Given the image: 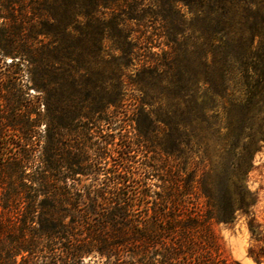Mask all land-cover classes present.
<instances>
[{"label": "trees", "instance_id": "1", "mask_svg": "<svg viewBox=\"0 0 264 264\" xmlns=\"http://www.w3.org/2000/svg\"><path fill=\"white\" fill-rule=\"evenodd\" d=\"M59 1L62 42L0 28V264H240L215 229L238 215L264 262V0Z\"/></svg>", "mask_w": 264, "mask_h": 264}, {"label": "rangeland", "instance_id": "2", "mask_svg": "<svg viewBox=\"0 0 264 264\" xmlns=\"http://www.w3.org/2000/svg\"><path fill=\"white\" fill-rule=\"evenodd\" d=\"M40 2L41 0H37L36 3L39 4ZM38 4L35 5V7H38L36 10H32L30 5L26 8V5H24L22 1H18L14 9L6 6L3 7L0 4V28H2L1 26H3L6 22H9L11 19H15L16 21L17 16L25 14L23 26H25L26 33L23 35L24 38L33 41H42L44 43L52 41L53 39L60 42L64 41L67 38V34L65 33V24L69 21L65 6H63L61 1L55 4V8L52 9L55 14V22L53 23L51 19H48L43 14L42 10H39L42 6ZM11 14L14 15L12 18ZM79 20L80 19L73 20L72 24L78 26ZM17 21V23H19L18 19ZM2 58L6 61H10L12 59L9 55H4ZM23 79L24 89L31 95H35L37 91L31 85L32 83L27 79L25 72L23 73ZM119 119L122 127H127V129L130 128L126 125L128 124L126 123V117L119 116ZM117 130L118 128L114 131L116 132ZM124 130L125 129L122 131ZM107 131H110V129H107ZM150 155L151 153L148 154V157H150ZM157 163H159V165L161 164L162 170H160L158 176L155 175V177L152 178L151 182L156 185H161L162 182L159 180L160 177H162V179L168 178L170 180V175L173 173L176 174V161H173L172 159H165L162 156L160 161H157ZM254 165L255 168L248 174L247 184L249 188L258 195V202L254 210L255 215L261 223L264 231V146L256 153ZM88 182L89 180H83L82 184ZM153 189L158 190L159 188L154 186ZM215 229L221 237L224 255L236 260L240 264H264V262L257 263L247 254L248 248L254 245V241L250 238L246 225V218L244 216L238 215L233 224H218L215 226ZM85 261H96L99 264V259L92 257L91 255L86 256Z\"/></svg>", "mask_w": 264, "mask_h": 264}]
</instances>
